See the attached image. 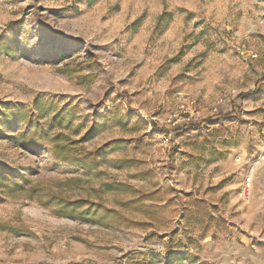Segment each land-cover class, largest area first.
I'll return each instance as SVG.
<instances>
[{"label":"rangeland","instance_id":"374dc122","mask_svg":"<svg viewBox=\"0 0 264 264\" xmlns=\"http://www.w3.org/2000/svg\"><path fill=\"white\" fill-rule=\"evenodd\" d=\"M164 15L169 18L160 23ZM68 67L80 72L70 74ZM91 72H99L98 80L80 85L78 77ZM263 73L264 0H99L92 7L88 0H0V101L32 108L34 97L43 95L74 109L79 122L84 117L91 122L96 109L121 104L125 114L147 124L141 132L113 130L85 145L93 150L121 135L132 139L127 153L111 157L127 154L141 164L121 172L102 168L113 178L146 190L173 187L184 198L196 192L190 178L195 169L187 165L184 154L192 150L179 128L202 123L193 135L212 134L210 124L222 121L238 129L242 141L196 184L208 203L219 207L227 227L194 233L193 247L184 242L187 249L173 253L159 239L182 228L180 206L145 204L155 214L153 228L114 220L103 228L60 218L42 196L22 194L0 204V223L22 224L31 235L0 232V264H151L131 257L174 258L184 252L197 257V264H264ZM23 130L22 123L9 127L0 121V159L45 191L96 199L89 189H98L99 180L91 178L86 190L84 184H65L90 178L56 161L50 147L26 151L9 140ZM139 171L150 179L131 180ZM229 175L234 179L225 187L224 204L221 193L205 189ZM103 199L133 220L151 222L119 205L128 196Z\"/></svg>","mask_w":264,"mask_h":264},{"label":"trees","instance_id":"16d2710c","mask_svg":"<svg viewBox=\"0 0 264 264\" xmlns=\"http://www.w3.org/2000/svg\"><path fill=\"white\" fill-rule=\"evenodd\" d=\"M99 0H88L90 7L94 6ZM169 15L159 18V22H165ZM143 20L142 18L133 23L137 30ZM167 26V25H166ZM164 31V30H163ZM162 31V32H163ZM179 57L175 63L179 62ZM67 70L70 74H77L80 71ZM99 73V72H98ZM91 72L80 75L78 82L80 85H89L99 78V74ZM264 82V73L261 79ZM81 117L75 115L74 109L68 107H59L53 100L43 95H37L33 99V107L28 108L17 103L9 101H0V121L5 126H15L19 123L24 125V130L15 136H9V140L20 149L29 151L50 147L51 154L58 162H63L76 169H81L90 179H68L65 184L78 183L85 186L90 184L91 178L99 180V188H90V192L96 196V199L90 196L72 199L58 191H45L42 187H36L25 171L18 172L2 159H0V204L4 203L6 198L29 194L31 197L42 196L45 198V206L54 207L60 218H67L75 222L88 223L93 226L107 228L110 220H114L119 225L130 227L153 228L155 214L145 209V204L153 205L167 203L181 207L183 226L180 230H171L159 235V239L165 242V248L168 251L177 253L184 249L185 243L189 248L197 243L193 237L196 232L204 235L211 234L215 230H222L227 227V221L220 215L219 207L208 201L200 194L202 186L197 187V182L205 175V172L218 163L228 160L231 149H236L242 145L239 138V130H233L231 126H225L222 121L210 124L212 134L208 131L201 135L194 136L193 133L202 129V123H188L179 128L176 132L186 138V147L192 151L185 153L188 158L187 165L195 169L192 180L196 192L180 197L179 192L168 187L154 188L151 190L137 188L134 185L119 181L102 171L105 166L118 172L131 168H139L141 161L130 158L127 154L122 158H112L115 153L125 152L132 145V139L123 135L111 139L100 147L88 150L86 144L94 141L100 135L116 130L122 134H134L141 132L147 127V124L140 118L134 117L131 113L125 114L123 106L116 104L113 110L96 109L93 113V120L88 121L84 117L83 122H79ZM251 148L250 153H254ZM150 179V174L139 171L132 175L131 180L145 182ZM234 175H229L216 185H209L205 192L212 194L221 193L220 201L228 203L229 194L225 191L227 184L231 183ZM125 195L130 197L129 201H120L119 205L123 209L134 208L147 215L151 222L133 220L124 215L119 210L110 208L103 199L104 195ZM0 232H10L17 236L31 235V232L24 225H12L0 223ZM184 238V240L181 239ZM132 260L142 259L151 264H183L185 261L191 263L198 262V258L189 252L176 255L174 258L163 257L162 255L148 256L146 254H135Z\"/></svg>","mask_w":264,"mask_h":264}]
</instances>
